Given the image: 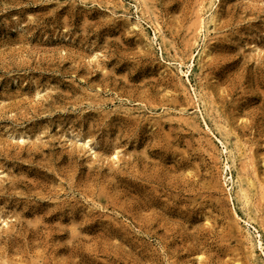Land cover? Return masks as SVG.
I'll list each match as a JSON object with an SVG mask.
<instances>
[{
    "label": "rangeland",
    "instance_id": "1",
    "mask_svg": "<svg viewBox=\"0 0 264 264\" xmlns=\"http://www.w3.org/2000/svg\"><path fill=\"white\" fill-rule=\"evenodd\" d=\"M207 2L0 0V264H264V0Z\"/></svg>",
    "mask_w": 264,
    "mask_h": 264
},
{
    "label": "bare ground",
    "instance_id": "2",
    "mask_svg": "<svg viewBox=\"0 0 264 264\" xmlns=\"http://www.w3.org/2000/svg\"><path fill=\"white\" fill-rule=\"evenodd\" d=\"M136 2H137L136 7H138L137 9L144 14L143 0H136ZM216 3L217 0H208L207 2L206 14H208L209 16L208 18L203 17L201 19L200 32H202V34H203V28H207V31H209L210 25L216 26L217 15L216 12L214 11ZM155 29H156V35L159 37L161 34H160V27L158 24L155 25ZM203 49H204L202 50L203 52L199 54L200 58L198 60V63L196 64L198 70H200L202 67V63L204 60L203 54L206 55L205 57L210 56V52H209L210 48L207 50L205 46V48ZM180 64L183 65V62H181ZM193 65L194 64L192 63L191 66ZM198 95L200 96V100L202 102V106L204 107L205 112H207L208 109L207 105L209 101L205 98L204 95L200 94V92H198ZM217 130L221 136L220 139L222 143L226 146V148L229 149V157H228L229 164H227L228 165L227 167L232 171L233 169L235 171V174H232L231 178H232V185L236 191L237 200L240 203L242 210L244 211V213H246L248 217L247 221L253 224L258 223L260 227H262L263 225L258 222L259 209L257 208L256 197L259 193H261V191L264 188L259 187L257 181L254 179L253 176H251L248 173V171H246L245 169H240L238 166L239 162L243 163V161L246 160V158H248V152L237 136L235 141H233L234 132L229 126L226 125L217 126ZM249 234L252 235L251 232H249ZM258 246L264 249V244L261 240H259L258 242L256 241V243L252 244L251 253L254 259L256 258V249L258 248Z\"/></svg>",
    "mask_w": 264,
    "mask_h": 264
}]
</instances>
